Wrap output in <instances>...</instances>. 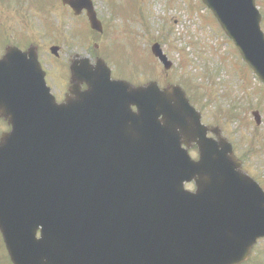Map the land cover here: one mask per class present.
Masks as SVG:
<instances>
[{
	"label": "water",
	"instance_id": "water-1",
	"mask_svg": "<svg viewBox=\"0 0 264 264\" xmlns=\"http://www.w3.org/2000/svg\"><path fill=\"white\" fill-rule=\"evenodd\" d=\"M63 2L76 14L87 9L92 27L102 30L91 0ZM203 2L264 82L256 0ZM154 52L170 67L159 45ZM82 63L72 66L74 96L57 104L34 48L10 47L0 60V114L13 127L0 141V229L13 263L244 261L264 237V192L241 170L232 146L207 137L180 87H135L112 80L102 60ZM194 142L197 162L182 147ZM193 179L196 193L184 188ZM106 193L115 211L102 208ZM116 224L121 234L111 237ZM117 238L119 259L109 246ZM160 246L165 251L155 259Z\"/></svg>",
	"mask_w": 264,
	"mask_h": 264
},
{
	"label": "rangeland",
	"instance_id": "rangeland-1",
	"mask_svg": "<svg viewBox=\"0 0 264 264\" xmlns=\"http://www.w3.org/2000/svg\"><path fill=\"white\" fill-rule=\"evenodd\" d=\"M94 4L103 34L91 30L85 14L74 16L61 0H0V55L7 44L38 45L44 67L57 82H51L56 92L68 79L66 64L78 55L93 62L104 55L114 77L136 84L150 80L161 86L180 84L202 112L203 122L221 128L243 169L264 188V85L206 6L200 0H94ZM257 4L264 29V0ZM155 42L173 63L168 71L152 55ZM53 45L60 47L59 56L50 51ZM255 110L262 116L260 124L255 123ZM3 128L7 129L0 122ZM190 151L198 157L195 145ZM7 257L0 233V264H9ZM251 262L264 264V240Z\"/></svg>",
	"mask_w": 264,
	"mask_h": 264
},
{
	"label": "flooded vegetation",
	"instance_id": "flooded-vegetation-1",
	"mask_svg": "<svg viewBox=\"0 0 264 264\" xmlns=\"http://www.w3.org/2000/svg\"><path fill=\"white\" fill-rule=\"evenodd\" d=\"M70 86H71V85L68 84L67 88H65V91H62L60 95H58V94L56 95L58 101L62 102V101L65 99L66 95H67L68 92H69ZM3 120H4V119H3ZM5 121H6V120H5ZM6 123H7V126L9 127V125H8V121H6ZM5 128H6V124H5ZM3 129H4V128H3ZM3 129L0 130V134H3V132L6 131V129H4V130H3Z\"/></svg>",
	"mask_w": 264,
	"mask_h": 264
}]
</instances>
